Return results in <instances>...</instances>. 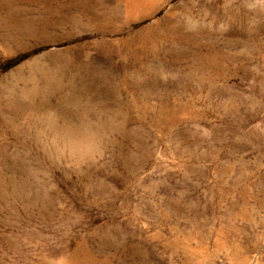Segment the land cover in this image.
<instances>
[{
	"label": "rangeland",
	"instance_id": "rangeland-1",
	"mask_svg": "<svg viewBox=\"0 0 264 264\" xmlns=\"http://www.w3.org/2000/svg\"><path fill=\"white\" fill-rule=\"evenodd\" d=\"M89 2L0 0V264H264V0Z\"/></svg>",
	"mask_w": 264,
	"mask_h": 264
},
{
	"label": "bare ground",
	"instance_id": "bare-ground-1",
	"mask_svg": "<svg viewBox=\"0 0 264 264\" xmlns=\"http://www.w3.org/2000/svg\"><path fill=\"white\" fill-rule=\"evenodd\" d=\"M49 1L51 2L60 1L59 8H62V10L66 11V13L70 14V16L74 15L75 11H79L80 13H82L83 11L88 10L90 4L89 2L90 0H49ZM70 16L64 17V20L66 21L70 20ZM49 21H52V18L45 20L43 23H41L40 26L46 25Z\"/></svg>",
	"mask_w": 264,
	"mask_h": 264
},
{
	"label": "trees",
	"instance_id": "trees-1",
	"mask_svg": "<svg viewBox=\"0 0 264 264\" xmlns=\"http://www.w3.org/2000/svg\"><path fill=\"white\" fill-rule=\"evenodd\" d=\"M17 62H19V58H16L14 61L8 63V64L6 65V67H7V68H10V67H12L13 65H15Z\"/></svg>",
	"mask_w": 264,
	"mask_h": 264
}]
</instances>
